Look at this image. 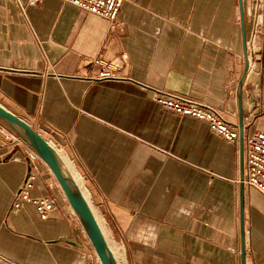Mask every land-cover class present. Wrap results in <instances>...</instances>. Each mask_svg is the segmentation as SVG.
I'll return each mask as SVG.
<instances>
[{
    "label": "crops",
    "instance_id": "0c3cea01",
    "mask_svg": "<svg viewBox=\"0 0 264 264\" xmlns=\"http://www.w3.org/2000/svg\"><path fill=\"white\" fill-rule=\"evenodd\" d=\"M28 1L0 0V105L83 178L124 263L264 264V197L243 184L244 140L264 133V33L247 73L249 0H124L114 30ZM98 56L124 79H96ZM154 90L218 109L238 138L162 111ZM28 176L30 195L53 201L44 221L27 203L10 211ZM71 211L46 165L0 130V264H98Z\"/></svg>",
    "mask_w": 264,
    "mask_h": 264
},
{
    "label": "built area",
    "instance_id": "2783aa9c",
    "mask_svg": "<svg viewBox=\"0 0 264 264\" xmlns=\"http://www.w3.org/2000/svg\"><path fill=\"white\" fill-rule=\"evenodd\" d=\"M37 1L38 0H29L28 4L33 5ZM59 1L75 6L85 13L108 21L109 28L114 30L117 27V15L124 0ZM16 4L21 12H23L24 5L18 1H16ZM248 23L249 35L245 41V55L246 72L250 73L259 68L256 56L259 48V39L264 33V0H249ZM124 58L125 56L122 55V59ZM91 62L99 68V72L95 75L96 79H124L120 75L118 67L113 66L101 56L96 57ZM151 100L166 113L180 118H191L203 122L212 134L222 140L233 142L238 138L236 127L224 118L222 112L202 101L161 90H154ZM2 131L8 135L11 143L22 144L20 139L8 129ZM242 165L244 174L243 184L248 188L256 190L264 197V133L254 132L244 140ZM82 179L83 178H81V180ZM32 188L33 177H25L15 194L10 211L16 212L23 203H27L34 208L38 218L44 221L48 218L53 209V201L46 197L31 196L30 191ZM96 262L100 264L97 258Z\"/></svg>",
    "mask_w": 264,
    "mask_h": 264
},
{
    "label": "water",
    "instance_id": "95a60500",
    "mask_svg": "<svg viewBox=\"0 0 264 264\" xmlns=\"http://www.w3.org/2000/svg\"><path fill=\"white\" fill-rule=\"evenodd\" d=\"M245 50V45H244ZM246 58V55H245ZM0 125L16 135L46 165L56 180L100 264H116L89 206L75 185L58 151L28 123L0 105Z\"/></svg>",
    "mask_w": 264,
    "mask_h": 264
},
{
    "label": "bare ground",
    "instance_id": "6f19581e",
    "mask_svg": "<svg viewBox=\"0 0 264 264\" xmlns=\"http://www.w3.org/2000/svg\"><path fill=\"white\" fill-rule=\"evenodd\" d=\"M2 128H3V129H6V128H4V127H2ZM51 145H52V144H51ZM52 146H53V145H52ZM57 151H58V150H57ZM58 153H59V151H58ZM59 155H60V157L62 158V161H63L65 167H66L67 170L69 171V173H70V175H71V177H72V179H73L75 185L78 187V189H79V191H80L82 197L84 198V200H85L86 203H87V202H88L87 192H86V190L83 188L81 182L79 181V179H78V175H77L76 172L74 171V169H73L71 163H70V162H69V161H68V160L62 155V153H61V154L59 153ZM87 205H88V203H87ZM88 206H89V205H88ZM89 208H90V211L92 210L91 213H92V215H93V214H94L93 209H92L90 206H89ZM93 217L96 218L95 214H94ZM95 218H94V219H95ZM95 221H96V223H97V225H98V227H99V229H100V231H101V234H102V236H103V239H104V241H105V243H106L108 249L110 250V252H111V254H112V256H113V258H114L116 264H125V263H124V262H125V261H124L125 259H123V256H122L121 254L117 253V251H116V249L114 248V246H113L112 244H110L109 241L107 240V235H106V233L103 231V229H102V227H101L99 221L97 220V218H96Z\"/></svg>",
    "mask_w": 264,
    "mask_h": 264
},
{
    "label": "rangeland",
    "instance_id": "374dc122",
    "mask_svg": "<svg viewBox=\"0 0 264 264\" xmlns=\"http://www.w3.org/2000/svg\"><path fill=\"white\" fill-rule=\"evenodd\" d=\"M3 127V126H2ZM1 126H0V130H4L3 128H2ZM5 128V127H4ZM24 145V144H23ZM25 146V145H24ZM26 147V146H25ZM27 148V147H26ZM77 174V173H76ZM78 175V174H77ZM78 179H79V181L81 182V179H80V177L78 176ZM81 184H82V182H81ZM83 186V185H82ZM84 188V187H83ZM85 189V188H84ZM107 240L109 241V243L110 244H112L113 246H115L114 244H113V242H112V240L110 239V238H107Z\"/></svg>",
    "mask_w": 264,
    "mask_h": 264
}]
</instances>
